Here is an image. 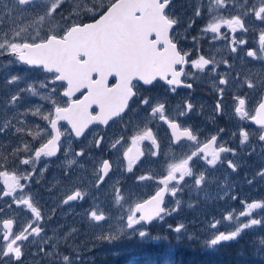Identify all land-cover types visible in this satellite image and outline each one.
Instances as JSON below:
<instances>
[{
  "label": "snow or ice",
  "instance_id": "6c2138e0",
  "mask_svg": "<svg viewBox=\"0 0 264 264\" xmlns=\"http://www.w3.org/2000/svg\"><path fill=\"white\" fill-rule=\"evenodd\" d=\"M173 0H0V22H11V34L0 36V57H10L9 64L26 65L28 69H37L44 72L46 78L39 82H29L26 75H10L5 84L9 87L15 85L16 91L6 99L4 116L0 117V134L11 132L13 136L20 137L19 142L13 146L10 142L0 141V200L9 198L7 207L13 204L30 212L26 224L19 230L14 229L16 221L12 218L0 220V264H21L25 255L24 247L31 244L35 251L33 256L47 258L50 264H73L72 257L61 252V241L67 245L73 234L78 230L70 229L60 235L57 231L48 236L43 226L45 217L34 202L28 184L37 173L36 164L42 158L56 157L63 150L66 159L65 176L71 177L73 166L78 164L74 157H81L85 150L73 152L71 149V136L80 138L90 125H108L114 117H120L130 107V102L139 94V88L151 86L156 81H164L172 92L180 86L188 73L185 66L190 63L191 68L204 73L207 66L212 65L208 71L213 77H219L218 84L213 79V87L218 93L211 120L225 115L223 98L225 88L229 83L227 74L221 76L217 72L218 62L215 58H206L199 55L190 60L189 52H182L178 42L170 32L180 23L179 17L172 13ZM67 4V14L60 9ZM232 7L236 14L224 15V10ZM34 12L28 19L26 13ZM63 21V27L55 21L57 14ZM208 20L202 27V33H211L213 40H228L230 51L236 53L239 46L247 44L246 39H238V31L247 33L246 17H253L255 21L264 25V0H257L249 6V0H208ZM203 14L202 6L194 9V18ZM91 18V22H83L84 18ZM192 19L187 27L190 29L195 23ZM59 28V31L57 29ZM222 29H227V33ZM62 33V34H61ZM229 34L231 39L229 40ZM196 40V37H193ZM258 49H248L246 57L252 60L264 61V28L259 31ZM223 63L228 67L227 60ZM115 83L110 84L109 78ZM235 79L240 82V73ZM60 83L62 91L55 86ZM24 83V87L19 85ZM255 89L264 88V78L253 81L245 77L239 86ZM185 87L191 89L193 85L187 83ZM79 93L80 96L76 97ZM25 95L38 97L44 104L29 107L24 111H16ZM232 116L240 121H247L255 125L254 129L240 126L238 131L232 132V138H239L240 150L244 151L251 146L249 155L255 152L253 139L262 146L264 154V92H261L255 107L249 111V101L246 95H233ZM140 103L149 107L148 115L162 121L171 130V144L179 148H190L179 158L175 152L166 159L165 174L156 182L161 187L148 199L131 203L124 207L125 196L121 187L114 188L113 205H119L122 214L115 217V223H108L113 219L100 203L94 204L86 212L88 226L94 230L95 239L101 243L114 244L124 239H138L140 241L167 240L166 235L153 234L151 225L165 221L166 217L177 213L184 201L178 198L187 184L199 194L208 185L209 169H215L218 164L225 163L222 154L238 155L237 149L218 143L220 128L216 134L201 142L191 126H183L180 117H186L194 111V105L185 101L182 110L173 119L166 112V104L157 102L152 104L150 98L144 97ZM95 106L98 111H91ZM12 115H8L9 112ZM32 116L44 122L30 125L25 119ZM61 122L70 126V131L61 130ZM30 137L24 142L23 137ZM62 136L68 137L67 148L62 149ZM123 137L111 143L110 148L115 150L123 142ZM143 141H150L155 151L151 156L159 155V144L152 128L145 124L137 128L130 137V144L123 152V160L127 162V172H133L136 164L145 152L140 147ZM185 142H188L187 144ZM100 148L103 137L91 142ZM38 146L33 147V145ZM13 158V167L9 168V158ZM196 161H203L208 168L196 170ZM227 168L236 173L241 164L235 159L226 161ZM112 165L104 159L98 168H94L97 189L105 182ZM30 169V170H29ZM47 164L39 170L43 176ZM264 180V168L259 169L253 179ZM187 178V179H186ZM138 181L152 180V175H141ZM219 180L211 181L223 189L230 184ZM39 182V181H37ZM252 184L253 180H247ZM117 183H119L117 181ZM169 193L172 206L165 202V194ZM88 195L79 187L70 191L60 201V207L70 206L73 202L83 201ZM227 192L218 195L215 199H223ZM208 198L199 195L193 200L190 193L188 208L199 207L201 202ZM231 200L238 196L231 195ZM241 210H226L219 219L213 218L204 228V234L188 233L184 223L175 226L169 224L168 230L175 234V239L196 240L204 247L211 249L222 244L236 241L242 234L251 231L250 246L255 254L264 258V198L260 200H241ZM254 210H261L255 213ZM4 211L0 208V213ZM55 209H53V215ZM51 220L52 217H47ZM222 222H228L229 227L219 230ZM106 225V227H105ZM39 238V241H37ZM79 259V256L76 257Z\"/></svg>",
  "mask_w": 264,
  "mask_h": 264
},
{
  "label": "rangeland",
  "instance_id": "374dc122",
  "mask_svg": "<svg viewBox=\"0 0 264 264\" xmlns=\"http://www.w3.org/2000/svg\"><path fill=\"white\" fill-rule=\"evenodd\" d=\"M104 2L107 3V0H104ZM256 3L257 0H249V6H253ZM198 5L202 6L203 14L200 17L194 18V9ZM207 6L208 0H190L188 4L184 7H181L179 2L176 4V7H178L179 9V13L183 17V20L187 25L193 18L195 19V23L190 29L188 27L185 28V32H188L189 34V47H193L194 44H200V41L203 40V37L209 35V33L205 34L201 32L202 27L205 26L208 20ZM68 10L69 6L65 4L63 8L60 9V12L67 14ZM230 14H236L235 9L232 7H229L224 10V15ZM25 15L28 19H30L34 15V12L26 13ZM204 17L206 18L205 20ZM89 18L90 17L84 18V20ZM53 23H58L61 27H63V21L60 20L59 13L57 14L56 19L55 21H53ZM245 23L249 29L248 32L243 33L238 31L236 33V36L238 39H246L247 44L239 46L238 51L236 53H232L230 51L229 42L221 44V54L219 61L223 62V60H228L230 56L234 59L235 62L241 63V66L245 63H250L251 70L248 72L247 76H249V78H251L255 82L259 79L264 78V61L252 60L251 58L246 57V51L248 49L259 48L258 35L259 31L264 28V25H262L258 21H255V19L251 16L246 17ZM11 27V22L9 20L5 19L0 22V36H2L6 32L10 35ZM193 28L196 29V31H193ZM57 31H59V28L57 29ZM193 37H196L195 41L193 40ZM10 59L12 58L7 56L0 57V117L4 116V105L6 99L16 91L15 85L9 87L5 84V80L7 77L15 74L26 75L29 78V82H39L46 78V74L41 73L37 69H28L26 65H18L14 62L9 64L8 61ZM235 68L238 69L240 67ZM225 72L223 71L221 75H225ZM230 79L231 77H229V81ZM243 79L244 78L242 77V80ZM240 82H236L235 86L241 88L239 86ZM197 83H203V79H201L199 76ZM19 86L24 87L25 85L24 83H21ZM50 87H56L58 91H62V88H60L58 82L55 86L50 85ZM229 88L230 86L228 87L227 85L225 89L229 90ZM243 90L244 91L240 90L239 93L243 94V92L246 91L245 94L249 101V108L250 106H253L258 96H260L261 92H264V88H260L259 86L255 89ZM171 94L168 88L161 87L159 85L143 89L144 97L150 98L152 104H156L157 102H163L166 104L168 102L169 106L172 107L175 116H177L178 112L182 110V105L185 101H190L192 104H194L196 99V105H198L199 103H204V100L202 98H199L195 94L191 97L190 94H187L185 96L182 93H177V101L175 102V105H172ZM217 97L218 95L214 97V100H217ZM231 103L232 102L230 96L226 97V101H223L224 110L228 118L230 113L232 114ZM39 104H44L46 109L49 107V105L45 104V102L39 100L38 97H31L30 95H25L22 98L20 104L17 106L16 111H24L29 107H33ZM208 105H210L214 109V104L209 103ZM195 107L194 111L187 116V119L184 117L180 118L186 119L184 121L185 125L195 126L197 130L201 128L204 130L203 132H197L192 127L196 134H198L200 141L203 142L207 137L216 133L221 128L219 127L221 123H213L211 120V116L206 114V112H203L204 117H202L201 114H198V111L195 110ZM8 115H12V112L10 111ZM211 115H213V111ZM222 117H225V115H223ZM157 118H151L148 115L147 118H144L146 119L144 126L145 124L151 126L158 144L160 142L165 143L166 147L169 148L170 145L168 143V133L164 130V127L162 125L152 126L153 123L158 124ZM198 118L201 121H198ZM25 119L29 121L30 125L39 123L41 126H44L43 121L37 120L32 116H28ZM205 119L207 120L204 121ZM140 121L142 122L141 119ZM144 126L141 125V128ZM240 126L241 125H238L237 123L236 125H234V127L229 126L228 129L225 130V134L224 132L222 133V136L220 138L221 143L226 142L228 140L229 135L232 134L233 131H238ZM247 128L254 129L255 127ZM20 139V137L13 136L11 132L7 134H0V141L10 142L13 146H15ZM23 140L27 143L31 140V138L25 136L23 137ZM185 143L187 144L188 142ZM252 144L255 146L256 150L251 155L248 154V152L251 150V146L248 149H245L244 151L240 152H238L237 149L238 155L236 157H233L231 153L223 154L222 158L225 160V163L218 164L214 170L209 169L210 182L206 187L203 188L202 193L198 194L192 188L190 183L184 186L183 191L178 194V198L184 201V204L182 205L181 209L177 213H174L172 216L166 217L165 221L154 223L151 226V232L153 234L166 235L168 237L167 240L140 241L134 238L124 239L120 242L111 245L97 241L94 236V230L88 226V221L86 219V212L90 210V208L93 206L92 203H95V201L92 200L93 187L91 185V178H89V176L85 177L84 175L86 173L84 171L86 169L85 161L77 160L78 164L73 166L71 177L64 178L63 174L65 172L64 170L66 167L65 156L54 159L52 157L42 158V160L36 164L37 173L35 174L34 178L31 181L24 183L28 184L34 202L38 205L45 217L43 226L48 236H52L57 231L60 233V235H63L69 232L72 228L78 230L76 233L73 234L72 238L68 241L67 245H64L63 241H61V252L65 255H70L72 257L73 264H175L181 261H179L177 258V255L181 253V251H175L178 245L173 244L179 241L175 239V234L168 230L169 224L175 226L178 223H184L186 225L188 233H199L203 235V230L206 227L207 223L209 221H212L213 218L219 219L222 214H226V210H236L238 214V211L241 210V200L252 201L264 198V180H261L258 177L253 179L255 173L259 169L264 168V154H262V146L259 145L255 141V139H253ZM35 146H38V144L33 145V147ZM67 146L68 144L65 145V147ZM231 148L236 149L238 148V145L236 146V143H233ZM186 149L190 151V148L186 147ZM62 155H64V152ZM170 156L171 155H164L162 160H164V158L167 159ZM176 156L179 158L183 155L180 154ZM68 158L76 159L73 155H69ZM12 159L13 158L11 157L9 158L10 169L13 167ZM228 159H235L241 164L236 173H232L231 170L227 168L226 161ZM165 161L166 160H164V164ZM144 163L152 165L157 164L156 159H154L151 155L145 156ZM45 164H47V170L44 172L43 176H40L39 170L43 169L45 167ZM91 165H94L96 166V168H98L97 160L93 161ZM196 166L197 171L208 168L207 165H204L203 161H196ZM88 167H90V165H88ZM165 169L166 165L162 170L163 174H165ZM226 176L228 177L227 183L230 184L231 187L229 188L228 186H226L223 191H221L217 187L216 183L211 182L216 180L224 182V178ZM81 177L85 178V181H83ZM154 178H162V175L157 171L154 174ZM247 180H253V183L248 184L246 182ZM146 183L152 184H147L146 186H144L143 190L139 195H134L131 202L126 203V205H124L125 208H127L129 204L134 203L135 201H141L142 199H146L148 196L152 195L154 191L157 190V188H159L160 186L155 182L146 181ZM0 187H2V185H0ZM77 187H79L82 191L88 193L85 199L83 201L73 202L70 206L60 207L61 199L65 195L69 194L70 191L75 190V188ZM224 192H227V195H224L223 199H215V197H217L218 195H223ZM190 193L193 200L197 198L198 195L200 197H203L204 193H207L208 198L202 201L199 207L188 208L187 204L190 200ZM98 194L100 197L103 198L104 190L98 191ZM231 195L238 196V199H229ZM172 199L173 198L171 197V195L168 194L166 204L172 206ZM8 202L9 198L0 200V208L4 209V211L0 213V220L8 218L14 219V221H16V223L14 224V229L19 230L22 226L26 224L31 214L30 212L22 208H17L15 204H13L11 208H8ZM96 203H100L107 213H111L113 219H110L108 223H115V217L120 214L118 213L121 210L120 206H110L108 201L106 202L105 200H97ZM53 209H55L54 215ZM260 211L261 210H254L255 213H259ZM49 216L52 217L51 220L47 219V217ZM229 226L230 225L228 222H222L219 226V230H225ZM251 236L252 232L249 231L245 234H242L241 237H239L234 242L222 244L226 246L229 245V247L234 246V248H236V259L238 260L237 264H264V258L258 257L249 244ZM183 240V244L186 245V247H183V249H187L188 247H190L199 253L206 254L209 256H217V253H219L218 249L222 246L220 245L208 249L196 240H188L186 238ZM37 241H39V238H37ZM150 243L156 244V248L158 249L157 251L160 250L159 252L156 251V254H161L157 261H155V259L151 256L155 253H151L149 255H143V253H141L142 246ZM34 251L35 248L31 244H26L24 247L25 255L21 261V264H50L47 258H43L39 255L33 256L32 253ZM77 256H79V259L76 258ZM213 264L222 263H219L218 261L217 263Z\"/></svg>",
  "mask_w": 264,
  "mask_h": 264
},
{
  "label": "flooded vegetation",
  "instance_id": "af4514ba",
  "mask_svg": "<svg viewBox=\"0 0 264 264\" xmlns=\"http://www.w3.org/2000/svg\"><path fill=\"white\" fill-rule=\"evenodd\" d=\"M190 0H173L171 9L172 13L179 17L180 23L177 26H174V29L170 32V35L173 36V38L178 42L179 48L182 52H189L191 55L189 57L190 60L196 59L199 55H204L206 58H215V60L218 62L217 64V72L221 75L223 71L225 72L224 74H227L229 77H231L228 87L230 86L229 90L225 89L224 93V98L223 101H226V97H231V104L233 108V100L232 97L233 95L239 94V95H246L245 92L243 94H240V90L244 91L243 89H247L246 85L243 88H238L235 86V83L238 82L235 77L236 73H240V81L242 80V77H249L247 76L248 72L251 70V65L250 63H245L244 65L241 66V63H237L234 61L232 57L229 56L228 64L231 65V67H228L225 65L223 62L219 61L221 50L220 46L221 44L228 42V40L224 39H219V40H213L212 39V34L209 33V35L203 37V40L200 41V44L196 45L194 44L193 47H189V34L188 32H185V28L187 27V24L183 20V17L179 13L178 7H176V4L179 2L181 7H184L188 4ZM206 18L204 17V20ZM91 21V18L85 19L83 22H88ZM193 31H196V29L193 28ZM223 32L227 33V29H222ZM231 38V34H229V40ZM212 65L207 66L206 71L204 73L198 72L197 70H194L191 68L190 63L185 66V71L188 73L186 77H182L183 83L180 86L176 87V91L172 92L170 87L164 82V81H156L154 82L153 85L151 86H143L139 88V94L136 98H134L133 101L130 102V107L128 110L125 111V113H122L120 117H114L111 121H109L108 125H99V124H93L90 125L88 129L85 130L84 135H82L80 138H75L74 134L71 136V149L73 152L79 151L81 149L85 150V154L89 155H83L81 157H75L76 160H81L85 161L86 169L84 170L86 173L84 174L85 177L91 178V185L93 187V195H92V200L95 201V203H92L93 205L96 204L97 200H105L106 202L108 201L110 206H113L112 200H113V195H114V188L115 187H121L123 190V195L125 196V204L131 202L132 198L134 195H139L141 191L143 190V187L146 186L147 184H152V183H146L148 182H155L157 184V178H154V174L158 171L162 176L164 175L162 170L164 169V166L166 165V161L164 164V160L162 158L164 155H172L173 152H175L176 155H184L188 150L185 148H179L176 145L171 144V130L167 127L166 124H164L162 121H160L157 118L158 124H152V126H158L162 125L164 127V130L168 133V143H169V148L166 147L165 143L160 142L159 143V155L156 157H153L156 159L157 164L152 165V164H145V156L146 155H151V151H155L156 149L153 148L151 145L150 141H143L140 144V147L143 149L145 152V155L140 158L136 162V164L133 165V172L129 173L127 172V162L123 160V152L126 150V148L130 144V137L134 135L137 131V128L140 127L141 125L144 126L145 120L144 118H147L148 113L150 111L149 107L147 108L146 106L142 105L140 103V100L144 98L143 95V89L154 87L155 85H159L161 87H166L168 88L171 96V104L175 105V102L177 101V93H182L183 95L190 94L191 97L192 95H197L199 98H202L204 100V103L196 105V99L194 102V107L195 110L198 111V114H201L202 117H204V113L208 114L209 116H212V111L213 108L208 105L216 103V100H214V97L218 95L217 91L213 87V79H215L216 83L218 84L219 77H213V74L208 71ZM235 67H240L236 69ZM40 71V70H39ZM41 73L44 74V72L40 71ZM198 76L203 79V83L199 84L197 83ZM222 76V75H221ZM110 84L115 83L114 78H109ZM187 83H191L193 87L191 89L185 87L184 85ZM60 85V83L58 82ZM236 89V90H235ZM231 90V91H230ZM229 92V93H228ZM233 93V94H230ZM80 94L77 93L76 97H79ZM189 96V95H188ZM196 97V96H195ZM218 98V97H217ZM259 96L253 106L249 108V111H251L254 107L256 102L258 101ZM252 105V104H251ZM205 107V109H204ZM94 113L98 111V109L93 106V109L91 110ZM209 111V113H208ZM166 112L167 114L172 117L173 119H176L177 116H175V113L173 112V109L171 106H169L168 102L166 103ZM140 116V118H139ZM187 119V116L184 117ZM181 119L179 118V122L183 126L185 125L184 121L186 119ZM206 118V117H205ZM142 120V122L140 121ZM198 121H201L199 118L197 119ZM205 119L204 121H206ZM216 123H221L219 127L224 128L225 130L228 129L229 126L234 127L236 123L241 126L247 127H255V125H251L247 121H240L238 118H233L232 114L230 113L229 118L225 114V117H217L215 119ZM44 126H46L44 124ZM151 127V126H149ZM195 129L197 132H203L204 130L201 128L197 130L195 126H191ZM61 130L62 131H70V126L66 124V122H61ZM194 131V132H195ZM196 133V132H195ZM217 133V132H216ZM214 133V134H216ZM225 134V131H224ZM223 134V136H224ZM213 135V134H212ZM222 133L219 136L218 143H221V138ZM100 137H103V143L100 148H96L94 144L91 142L95 139H98ZM123 137V142L121 145L118 146L117 149L113 150L110 148L111 143H113L116 139ZM210 138L207 137L206 139ZM238 138V137H237ZM233 139L232 135L230 134L228 137V140L224 142L225 146L231 147L233 143H236V146L238 145V152H240V146H239V139ZM205 139V140H206ZM61 140L63 141L62 144V149L67 148L65 147L66 144H68V137L67 136H62ZM204 140V141H205ZM203 141V142H204ZM92 144V145H91ZM63 154V150L57 154V157H52L54 158H61ZM225 154V153H224ZM71 155V154H70ZM223 155V154H222ZM104 159L109 160L110 164L112 165L111 171L106 177L105 182L100 186L99 189L95 187L96 184V177L93 174L94 168L96 166L91 165L93 161L97 160L98 162V167L102 163ZM90 165V167H88ZM65 171V170H64ZM63 174V173H62ZM64 178H66L65 174ZM141 175H152L153 179L152 180H145V181H138L136 178L141 176ZM88 178V179H89ZM83 181H85V178L81 177ZM93 180V183H92ZM117 181L119 183H117ZM161 187V186H159ZM104 190V197H100L98 194V191ZM158 190V188H157ZM155 190L152 195L155 194L157 191ZM106 192V193H105ZM168 194H165V202H167ZM151 196V195H150ZM150 196H148L146 199H148ZM144 200V199H142ZM141 200V201H142ZM110 201V202H109ZM139 202V201H135ZM134 202V203H135ZM122 214L121 210L118 212ZM153 225V224H152ZM151 225V226H152Z\"/></svg>",
  "mask_w": 264,
  "mask_h": 264
},
{
  "label": "trees",
  "instance_id": "16d2710c",
  "mask_svg": "<svg viewBox=\"0 0 264 264\" xmlns=\"http://www.w3.org/2000/svg\"><path fill=\"white\" fill-rule=\"evenodd\" d=\"M184 240H181L173 245H178L176 248V252L181 251V253H179L177 255V258L180 262H177L175 264H213V263H217L219 261V263L222 264H237L238 260L236 259V248H234V246H230L229 245H222L221 247H219L218 251L219 253H217V256H209L206 254H202L199 253L197 251H195L194 249L188 247L187 249H183V247H186V245L183 244ZM156 244L150 243V244H145L144 246H142V250L141 253H143V255L146 254H151V253H155L154 255H151L155 261H157V259H159V257L161 256V254H156V251L158 250ZM163 250V249H162ZM160 251V250H159ZM157 251V252H159ZM216 254V253H214Z\"/></svg>",
  "mask_w": 264,
  "mask_h": 264
},
{
  "label": "water",
  "instance_id": "95a60500",
  "mask_svg": "<svg viewBox=\"0 0 264 264\" xmlns=\"http://www.w3.org/2000/svg\"><path fill=\"white\" fill-rule=\"evenodd\" d=\"M91 22V21H90Z\"/></svg>",
  "mask_w": 264,
  "mask_h": 264
}]
</instances>
